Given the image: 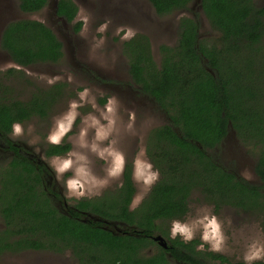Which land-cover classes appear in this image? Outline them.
Here are the masks:
<instances>
[{"label":"trees","instance_id":"obj_1","mask_svg":"<svg viewBox=\"0 0 264 264\" xmlns=\"http://www.w3.org/2000/svg\"><path fill=\"white\" fill-rule=\"evenodd\" d=\"M21 12H39L48 0H17ZM194 0H149L158 16L187 11L178 21L174 46L160 45L154 59L149 38L136 34L122 44L132 83L166 113L169 124L148 133L145 154L158 173L157 181L137 207L129 210L135 194L131 165L123 171L122 184L112 192L75 201L78 212L108 222L131 226L120 233L103 221L94 222L77 212L56 209L46 196L48 176L35 161L14 157L0 165V257L26 250L70 251L79 264H206L229 260L212 251L197 249L199 240L170 239V256L158 247L151 256L146 235L161 232V224L183 219L193 192H199L216 211L229 207L261 218L264 237V193L239 178L210 153L228 133V123L238 140L255 150V173L264 184V5L255 0H201L203 16L219 33L218 43L200 39ZM56 14L70 22L76 6L57 2ZM79 22L74 26L78 31ZM0 49L20 68L54 64L62 57V43L42 22L21 19L9 22L1 33ZM207 69L211 70L210 73ZM16 85H28L21 70L0 72V132L33 118L44 119L64 96V83L33 86L20 97ZM70 150L61 142L46 147V158ZM60 199V198H58ZM61 200V199H60ZM67 212V214L65 213ZM85 219V222H82ZM232 264H244L236 262ZM249 264H264L258 260Z\"/></svg>","mask_w":264,"mask_h":264},{"label":"rangeland","instance_id":"obj_2","mask_svg":"<svg viewBox=\"0 0 264 264\" xmlns=\"http://www.w3.org/2000/svg\"><path fill=\"white\" fill-rule=\"evenodd\" d=\"M78 1V18L84 25L80 34L73 35L65 21L51 24L56 19L49 8L50 2L43 10L27 14L19 10L17 0H0V35L7 23L31 19L48 25L64 44L65 54L57 63L25 68L15 67L7 53L0 49V72L9 68L21 70L30 81L28 85L14 83L16 94L27 98L32 85L48 87L58 81L70 86L69 93L59 99L46 118L15 124L10 138L24 149L38 152H42L48 142L70 144L66 154L44 158L55 173L57 188L68 204L114 191L121 185L125 165H131L135 194L130 208H134L158 179L157 171L145 154L148 133L169 119L151 98L135 92L137 88L127 73L128 58L122 53V43L135 34H144L150 40L154 59L159 60L158 47L176 43L178 21L189 13L177 11L158 16L149 0H117L115 16L110 11L106 13V9L100 16L99 0ZM255 1L259 6L264 5V0ZM197 7L195 1L190 5L192 13L198 14L200 39L207 44L218 43L219 33L209 26ZM0 147H3L2 142ZM1 151L0 165H5L8 155ZM210 153L238 177L264 190L255 173V150L243 145L232 130L221 146ZM188 207L183 219L161 224L169 237L178 236L185 242L197 239L200 242L197 249L219 253L231 263L264 260V237L257 214L241 213L229 207L216 211L197 191L192 193ZM148 247L144 249L145 255L157 252L155 246ZM0 264L78 263L70 251L26 250L2 254Z\"/></svg>","mask_w":264,"mask_h":264},{"label":"flooded vegetation","instance_id":"obj_3","mask_svg":"<svg viewBox=\"0 0 264 264\" xmlns=\"http://www.w3.org/2000/svg\"><path fill=\"white\" fill-rule=\"evenodd\" d=\"M59 0H57V2H58ZM70 1H72L73 3H74V5L76 6V14H75V16H74V18L70 21V22H67L64 18H62V17H60V16H56V15H53L54 16V18L56 19V20H53L52 22H51V24H55V23H58V24H61L60 23V21L59 20H63V21H65L66 23H68V25H69V27H70V30H69V32L71 33V34H73V35H77V34H80L81 33V30H82V27H83V21L82 20H80L78 17H79V11H80V4H79V1L78 0H70ZM116 1L117 0H99V8H98V14L101 16V13L103 14H105V9H106V13L108 12V11H110L111 13H113L112 14V16H115V11H114V8H115V4H116ZM48 3V2H47ZM47 6V5H46ZM45 6V7H46ZM44 7V8H45ZM43 8V9H44ZM42 9V10H43ZM41 11V10H40ZM155 12V11H154ZM192 15H194L193 13H191ZM41 22V21H40ZM81 23V27H80V29L78 30V31H75L74 30V26L76 25V24H78V23ZM43 23V22H42ZM8 24V23H7ZM6 24V25H7ZM46 27H48V28H50L48 25H46L45 23H43ZM6 25L4 26V28H3V30L5 29V27H6ZM51 29V28H50ZM2 30V31H3ZM51 31L54 33V31L51 29ZM136 35V34H135ZM134 35V36H135ZM0 37H1V35H0ZM132 38V37H131ZM130 39V38H129ZM128 39V40H129ZM128 40H125V41H128ZM125 41H123V43L125 42ZM177 41V40H176ZM61 42V41H60ZM122 43V44H123ZM149 43H150V40H149ZM151 44V43H150ZM176 44V43H175ZM174 44V45H175ZM173 45V46H174ZM167 46H169V45H167ZM64 44H63V42H62V52H63V55L65 54L64 53ZM3 51V50H2ZM4 52V51H3ZM158 52H159V47H158ZM123 53V52H122ZM124 55V54H123ZM10 59V58H9ZM11 60V59H10ZM127 73H128V70H127ZM128 75H129V73H128ZM129 77H130V75H129ZM130 80H131V78H130ZM56 83H64L66 86H65V88H64V94L63 95H67L68 93H69V91H70V86H69V84H67V83H65V82H56ZM55 83V84H56ZM131 83H132V81H131ZM133 84V86L134 87H136L137 88V90H135V92H140L139 91V86H137V85H135L134 83H132ZM53 85V84H52ZM51 86V85H50ZM154 101V100H153ZM157 105V104H156ZM157 107H158V105H157ZM160 109V108H159ZM161 110V109H160ZM38 119V118H37ZM17 124H23V123H17ZM165 124H169V120H168V122L167 123H165ZM164 125V124H163ZM14 126V125H13ZM13 126H12V129H11V131L9 132V133H1L0 132V142H2L3 143V147H0V150H2L1 152H4V153H6L7 155H8V159L10 160V159H12V158H14V157H19V156H26L28 159H30V160H33V161H35L37 164H39L38 166H41L42 168H43V172H44V174H45V176L46 175H49L48 176V180H46V182H44V187H43V189L45 190V193H46V196L48 197V199H49V201H50V203L56 208V209H59V210H64V209H68V210H71V211H74V212H77L80 216H84V215H82V214H85V216L84 217H86L87 218V216L90 218V219H92L94 222H96V221H103L104 223H108V224H110L111 226H112V228H113V230H116V232H118V233H120L121 231H127V230H129V228L131 227V226H126L125 225V223H121V222H108V221H106V220H103V219H101V218H98V217H95V216H93V215H90L88 212H78V210L77 209H75L74 208V204H75V202L73 203V204H68L67 203V201H66V199H64L63 198V194H62V192H61V190L60 189H58L57 188V181H56V178H55V173L52 171V169L46 164V162L44 161V158H46L45 156H44V152H45V150H46V147L48 146V145H50V144H55V143H50V142H48V145L43 149V151L42 152H38V151H36V149H35V151H33L32 149H30V150H26V149H24L23 148V146L22 145H19V144H16L15 143V141H12V139L10 138V136H11V133H12V131H13ZM226 138V137H225ZM225 138H224V140H225ZM223 140V141H224ZM222 141V142H223ZM222 144V143H221ZM221 144H220V146H221ZM47 159V158H46ZM256 162H257V159H256ZM255 165H256V163H255ZM126 166V165H125ZM124 169H125V167H124ZM124 169H123V171H124ZM233 172V171H232ZM235 175H237L235 172H233ZM122 175H123V172H122ZM238 176V175H237ZM46 178H47V176H46ZM239 178H241V177H239ZM122 179H123V177H122ZM131 179H132V176H131ZM243 180H245V179H243ZM246 181V180H245ZM261 181V180H260ZM133 182V181H132ZM248 182V181H247ZM249 183V182H248ZM121 184H122V181H121ZM251 184V183H250ZM252 185H255V184H252ZM264 185V184H263ZM121 186V185H120ZM255 186H257V187H260V186H258V185H255ZM119 188V187H118ZM260 190H261V192L262 193H264V190L262 191V188L260 187ZM58 198H60V199H58ZM139 205V204H138ZM137 205V206H138ZM136 206V207H137ZM131 207V203L129 204V210H132V209H134V208H130ZM66 214H67V212H65ZM96 219H98V220H96ZM86 220L85 219H82V222H85ZM161 237L162 238V242L163 243H166L167 244V247L166 248H164V247H162V246H160V244L158 243V241H155L154 240V238L155 237ZM146 238H147V240H146V242H150V243H152V244H150L149 245V247H152V246H155L157 249H158V247H160V248H162L164 251H165V253H166V255L167 256H170L169 254V252H167V249L168 248H171L172 247V245H171V242L169 241L170 239H174L175 237H167L166 235H163L161 232H153L152 234H150V235H146L145 236ZM148 247V248H149ZM147 248V247H146ZM146 248H143L142 249V254H144L143 252L145 251L144 249H146ZM34 251H37V250H34ZM23 252V251H22ZM17 254V253H16ZM145 255V254H144ZM146 256H151V255H147L146 254ZM74 257V256H73ZM75 258V257H74ZM76 259V258H75ZM77 260V259H76ZM169 260H172V259H169ZM174 261V260H173ZM170 262V261H169ZM175 263H176V261H174ZM77 263L79 264V262L77 261ZM171 263V262H170ZM234 263H236V262H234ZM243 263V262H242ZM181 264V263H180ZM206 264H211V262H209V263H206ZM220 264V263H219ZM229 264H232L231 262L229 263ZM244 264H249V263H244Z\"/></svg>","mask_w":264,"mask_h":264},{"label":"water","instance_id":"obj_4","mask_svg":"<svg viewBox=\"0 0 264 264\" xmlns=\"http://www.w3.org/2000/svg\"><path fill=\"white\" fill-rule=\"evenodd\" d=\"M196 3H198V7H197V9H198V11H199V13H201L202 15H203V13H202V9H201V5H200V2H201V0H194ZM49 2H50V10L52 11V13H53V15H56L57 16V14H56V7H57V0H48V3H47V5L49 4ZM55 34V33H54ZM56 35V34H55ZM13 63V62H12ZM13 65L15 66V67H18L17 65H15L14 63H13ZM210 73H212V71L211 70H209V69H207ZM230 130H232L231 129V127H230V123H228V133H229V131ZM233 131V130H232ZM228 133H227V135H228ZM227 135H226V137H227ZM96 220H98V219H96ZM154 240L155 241H158V243L160 244V246H162V247H164V248H166L167 247V244L166 243H163L162 242V238L159 236V237H155L154 238Z\"/></svg>","mask_w":264,"mask_h":264},{"label":"clouds","instance_id":"obj_5","mask_svg":"<svg viewBox=\"0 0 264 264\" xmlns=\"http://www.w3.org/2000/svg\"><path fill=\"white\" fill-rule=\"evenodd\" d=\"M175 230H180V231H184V232H186L187 231V229H174V231ZM213 235H215V227H213V233H212ZM208 237H207V235L205 236V239H207Z\"/></svg>","mask_w":264,"mask_h":264}]
</instances>
